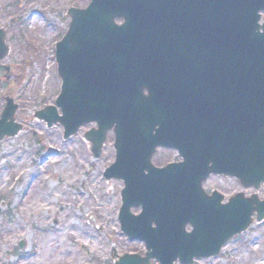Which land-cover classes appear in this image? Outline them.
Instances as JSON below:
<instances>
[{
  "label": "water",
  "instance_id": "95a60500",
  "mask_svg": "<svg viewBox=\"0 0 264 264\" xmlns=\"http://www.w3.org/2000/svg\"><path fill=\"white\" fill-rule=\"evenodd\" d=\"M90 1L84 10L68 11L69 29L56 45L61 93L56 107L44 108L35 118L48 128L62 127L64 140L84 125L96 124L97 130L85 135L96 159L114 132L116 160L104 179L123 182L121 232L146 246L144 256L126 254L115 264H194L216 258L233 238L264 222V201L257 196L240 194L223 205V197H208L202 189L211 174L233 176L244 188L258 190L264 183V25L259 24L264 0ZM197 17L205 33L214 34L216 62L236 67L232 94L252 97L253 113L237 117L232 164L209 168L192 160L158 169L152 165L156 149L174 148L183 155L186 132L181 114L164 113L169 101L159 100L180 93L151 78L160 65L197 61V53L183 49L186 24L196 30ZM9 53L0 29V72L9 73L1 65ZM2 99L0 142L24 129L16 123L14 99L5 96L0 104ZM154 105L163 111L154 112ZM133 208L141 213L134 215Z\"/></svg>",
  "mask_w": 264,
  "mask_h": 264
},
{
  "label": "rangeland",
  "instance_id": "374dc122",
  "mask_svg": "<svg viewBox=\"0 0 264 264\" xmlns=\"http://www.w3.org/2000/svg\"><path fill=\"white\" fill-rule=\"evenodd\" d=\"M88 4L0 0V29L10 47L2 65L13 77L1 95L15 100L16 122L24 126L18 137L0 142V264H114L125 254H145L144 243L129 241L120 229L123 183L103 177L115 160L112 133L96 159L84 139L94 124L64 141L61 127L48 129L35 118L60 93L55 47L68 30L67 12ZM251 194L263 200L264 187ZM198 264H264V223L233 239L218 258Z\"/></svg>",
  "mask_w": 264,
  "mask_h": 264
},
{
  "label": "flooded vegetation",
  "instance_id": "af4514ba",
  "mask_svg": "<svg viewBox=\"0 0 264 264\" xmlns=\"http://www.w3.org/2000/svg\"><path fill=\"white\" fill-rule=\"evenodd\" d=\"M192 29L193 25L187 23L183 49L187 54L197 53V61L160 65L157 68L160 71L154 73L151 78L180 93L159 97V100L169 101L165 105L164 113L181 114L186 132L182 139L183 155L174 148L158 147L152 158V163L157 168L192 160L200 161L209 168L232 164L235 161V152L231 149V143L237 130V117H241L243 111L247 114L253 113L252 97H237L232 94L237 80L236 67L229 63L216 62L218 47L213 38L214 34L205 33L199 17L196 30ZM243 101L246 103L241 105ZM157 111L163 110L160 106L154 105V112ZM157 129L159 127H155L154 135ZM217 181L232 183L233 187L222 188L220 185L212 187V183ZM263 187L264 185L258 192ZM202 189L208 197L216 193L223 196V204L238 194L247 199L255 195L251 194L254 189L243 188L235 177L219 174L207 177ZM190 230L191 228H188V231ZM199 262L196 261L194 264ZM151 264L159 263L153 261Z\"/></svg>",
  "mask_w": 264,
  "mask_h": 264
}]
</instances>
